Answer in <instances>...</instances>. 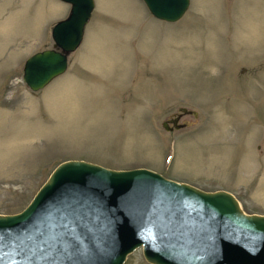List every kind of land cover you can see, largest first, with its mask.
Wrapping results in <instances>:
<instances>
[{
    "label": "rangeland",
    "instance_id": "1",
    "mask_svg": "<svg viewBox=\"0 0 264 264\" xmlns=\"http://www.w3.org/2000/svg\"><path fill=\"white\" fill-rule=\"evenodd\" d=\"M68 9L0 0V214L21 211L68 159L148 167L264 214V0H190L175 21L143 0H95L66 70L32 90L24 60L53 45ZM181 106L198 114L166 129ZM123 264L154 263L137 246Z\"/></svg>",
    "mask_w": 264,
    "mask_h": 264
},
{
    "label": "water",
    "instance_id": "2",
    "mask_svg": "<svg viewBox=\"0 0 264 264\" xmlns=\"http://www.w3.org/2000/svg\"><path fill=\"white\" fill-rule=\"evenodd\" d=\"M70 3L51 28L53 47L23 64L32 90L62 73L81 42L94 0ZM174 21L190 0H143ZM164 120L179 128L185 106ZM172 125H169V123ZM142 246L154 264H264V214L247 213L224 189L204 190L148 167L115 169L84 159L60 162L19 212L0 214V264H123Z\"/></svg>",
    "mask_w": 264,
    "mask_h": 264
},
{
    "label": "bare ground",
    "instance_id": "3",
    "mask_svg": "<svg viewBox=\"0 0 264 264\" xmlns=\"http://www.w3.org/2000/svg\"><path fill=\"white\" fill-rule=\"evenodd\" d=\"M208 52H209V51H207V53H208ZM235 197H236V196H235ZM238 201H239V200H238ZM239 205H240L241 208H243V207L241 206V204H240V201H239Z\"/></svg>",
    "mask_w": 264,
    "mask_h": 264
},
{
    "label": "flooded vegetation",
    "instance_id": "4",
    "mask_svg": "<svg viewBox=\"0 0 264 264\" xmlns=\"http://www.w3.org/2000/svg\"><path fill=\"white\" fill-rule=\"evenodd\" d=\"M179 112H180V111H179ZM179 112H177L176 114H178ZM176 114H174V116H175Z\"/></svg>",
    "mask_w": 264,
    "mask_h": 264
}]
</instances>
